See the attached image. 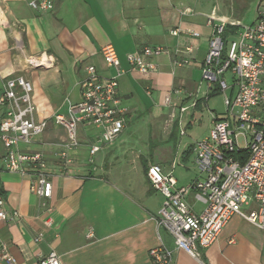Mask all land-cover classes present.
Returning <instances> with one entry per match:
<instances>
[{
	"label": "crops",
	"instance_id": "1",
	"mask_svg": "<svg viewBox=\"0 0 264 264\" xmlns=\"http://www.w3.org/2000/svg\"><path fill=\"white\" fill-rule=\"evenodd\" d=\"M29 1L0 0V94L14 77L31 84L34 118L47 126L28 145H19V151L43 157L52 194L41 200L31 188V174L6 171L0 143V195L6 211L18 214L0 222V242L15 264H40L50 252L62 264H152L148 253L158 246L171 252L170 264H264V230L239 216L231 218L210 247L199 250L198 259L177 250L170 235L157 227L162 197L146 177L148 164H156L175 177L178 187L197 179L190 172L191 148L209 135L195 130L201 124L202 104L215 93L206 85L205 94L201 67L213 26L231 20V13L223 6L208 22L204 14L209 12L198 9L204 0H54L47 12L32 10ZM174 30L177 36L171 35ZM107 45L114 48L119 69L104 64L101 49ZM187 46L193 47L189 63L177 67ZM144 47L164 50L147 59L156 67L147 75L126 59ZM29 58L50 63L35 67ZM88 66L102 80L117 79L124 128L113 142L102 144L100 129L80 125L78 146L67 151L70 163L65 165L59 156L66 133L52 118L69 116L80 101ZM166 97L171 98L170 107ZM180 106L189 107L183 120ZM2 114L0 107V119ZM214 115L208 118L209 132ZM157 140L172 147V160L146 156ZM94 145L100 149L91 155ZM185 200L193 212L201 211L193 192ZM48 219L50 226L45 224Z\"/></svg>",
	"mask_w": 264,
	"mask_h": 264
},
{
	"label": "built area",
	"instance_id": "2",
	"mask_svg": "<svg viewBox=\"0 0 264 264\" xmlns=\"http://www.w3.org/2000/svg\"><path fill=\"white\" fill-rule=\"evenodd\" d=\"M54 0H30L28 6L37 12H47ZM213 19L208 18V22ZM226 27L239 28L234 20L221 21L214 25L208 41V50L201 67L200 83L224 96L226 116H213L212 128L207 138L193 144L191 151L199 176L189 186L178 187L171 173H164L156 164H148L147 180L152 189L162 197L161 208L156 221L172 238L177 250L193 259L199 258V250L210 247L222 229L234 216L264 230V11H258L254 22L242 27L238 41L228 44L224 39ZM177 36L178 31L171 32ZM195 39L199 34L191 33ZM193 47L183 50L186 56L176 61L177 67L189 63L188 56ZM164 52L160 47H144L127 55L129 66L143 75L156 71L147 61ZM101 57L107 67L119 69V62L111 45L101 49ZM31 66L48 65L47 60L29 58ZM87 78L81 83V99L69 110L70 115L57 114L52 122L62 128L67 137L65 150L60 154L63 164L70 163L67 151L78 146L77 129L90 124L100 129L99 142H113L124 128L122 116L125 110L119 106L117 79H100L93 66L85 68ZM226 76L231 78L228 84ZM228 92V94H227ZM176 94L180 91L176 90ZM170 107L171 98H165ZM0 143L5 150V169L21 175L31 174L34 181L32 190L41 200H48L52 194L50 175L46 163L39 153H22L19 145H28L46 129L45 121L34 118L35 106L32 101V86L22 77L8 79L0 94ZM195 103L190 108H194ZM189 107H179V117L188 114ZM174 118V114L171 115ZM243 134L245 148L237 146V136ZM183 135V131H181ZM99 145L91 147L94 155ZM241 150L247 151L244 162L235 158ZM193 192L196 203L202 206L200 212H193L186 203L187 195ZM47 213L51 208L46 209ZM18 217L9 214L5 201L0 195V222ZM50 226L51 220L45 221ZM88 238L92 235L89 233ZM152 264H170L171 252L163 246L149 251ZM0 263L15 264V259L0 242ZM40 264H62L55 252L45 256Z\"/></svg>",
	"mask_w": 264,
	"mask_h": 264
},
{
	"label": "rangeland",
	"instance_id": "3",
	"mask_svg": "<svg viewBox=\"0 0 264 264\" xmlns=\"http://www.w3.org/2000/svg\"><path fill=\"white\" fill-rule=\"evenodd\" d=\"M204 6L201 8H198L200 10H203L205 12H209L208 14H204L207 18H214L216 16V13L219 10H222L224 6V10H228V12L231 13V20L237 21L240 23L239 28H237V32L235 34L227 33L225 35V41L228 42V44L232 42L238 41V33L242 30V27L250 26L254 20L257 17L258 11H264V0H204ZM214 16V17H213ZM227 83H231V78L229 76H226ZM204 92L206 94V84H202ZM228 94V92H227ZM210 98L208 99L207 103H203L200 108V119L201 124L199 129L195 130L197 134L202 135H208L210 132L207 131L208 123H209V115L210 113L214 112L218 117L223 118L226 116V106L224 103V96L220 93H210ZM158 132H160L163 136L161 127L157 129ZM211 131V130H210ZM209 132V133H208ZM206 133V134H205ZM179 137H177L175 140V144L177 146ZM153 142V141H152ZM167 144L165 142H160V140L155 141L154 146L149 150L147 157H151L154 159H163L166 160L173 158V151L171 148L166 147ZM237 146L239 149L245 148V141L243 139V134H239L237 136ZM168 148V149H167ZM190 172L192 175V178H195L196 176H199V171L196 169L193 160H190L189 163ZM178 172V169L175 171Z\"/></svg>",
	"mask_w": 264,
	"mask_h": 264
},
{
	"label": "trees",
	"instance_id": "4",
	"mask_svg": "<svg viewBox=\"0 0 264 264\" xmlns=\"http://www.w3.org/2000/svg\"><path fill=\"white\" fill-rule=\"evenodd\" d=\"M232 33V34H235L237 32V28H230V27H227V30L224 34V39H225V35L227 33ZM210 94L208 95V98H210ZM216 119H221L220 117H218L217 115H215ZM235 158H238L240 159L242 162H244L246 160V157H247V151L246 150H241L239 152H237L235 155Z\"/></svg>",
	"mask_w": 264,
	"mask_h": 264
}]
</instances>
